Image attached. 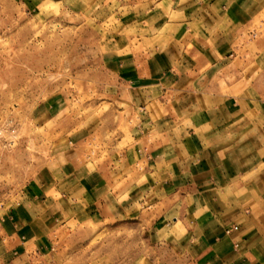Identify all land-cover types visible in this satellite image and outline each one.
<instances>
[{
	"label": "crops",
	"instance_id": "0c3cea01",
	"mask_svg": "<svg viewBox=\"0 0 264 264\" xmlns=\"http://www.w3.org/2000/svg\"><path fill=\"white\" fill-rule=\"evenodd\" d=\"M146 2L102 55L113 120L0 210V264H61L63 236L107 224L140 264H264V0Z\"/></svg>",
	"mask_w": 264,
	"mask_h": 264
},
{
	"label": "rangeland",
	"instance_id": "374dc122",
	"mask_svg": "<svg viewBox=\"0 0 264 264\" xmlns=\"http://www.w3.org/2000/svg\"><path fill=\"white\" fill-rule=\"evenodd\" d=\"M87 1L0 0V210L15 205L59 151L113 120L118 81L102 55L147 2ZM101 136L90 145L96 159ZM114 227H74V237L60 241V263L140 264L145 239ZM115 240L122 256L109 262Z\"/></svg>",
	"mask_w": 264,
	"mask_h": 264
}]
</instances>
